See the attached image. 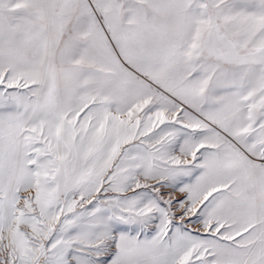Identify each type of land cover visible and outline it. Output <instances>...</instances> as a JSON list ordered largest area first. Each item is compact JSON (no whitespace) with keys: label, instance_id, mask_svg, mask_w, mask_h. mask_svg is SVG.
<instances>
[{"label":"snow or ice","instance_id":"6c2138e0","mask_svg":"<svg viewBox=\"0 0 264 264\" xmlns=\"http://www.w3.org/2000/svg\"><path fill=\"white\" fill-rule=\"evenodd\" d=\"M0 264H264V0H0Z\"/></svg>","mask_w":264,"mask_h":264}]
</instances>
